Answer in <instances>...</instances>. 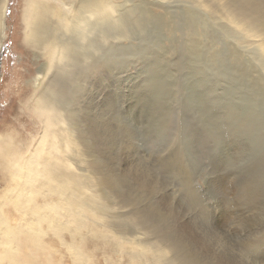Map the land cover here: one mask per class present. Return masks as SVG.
<instances>
[{"label":"rangeland","instance_id":"obj_1","mask_svg":"<svg viewBox=\"0 0 264 264\" xmlns=\"http://www.w3.org/2000/svg\"><path fill=\"white\" fill-rule=\"evenodd\" d=\"M207 1L128 4L138 14L110 22L112 51L95 53V92L72 119L95 131L94 159L105 182L94 189L111 205L109 222L130 232V214L139 213L165 239L186 243L194 264H264V49L257 42L264 32L237 28L223 6ZM219 1L264 24V0ZM20 11L21 0H8L0 125L13 119L29 140L39 125L14 116L43 60L18 44ZM112 196L127 209L113 206Z\"/></svg>","mask_w":264,"mask_h":264},{"label":"bare ground","instance_id":"obj_2","mask_svg":"<svg viewBox=\"0 0 264 264\" xmlns=\"http://www.w3.org/2000/svg\"><path fill=\"white\" fill-rule=\"evenodd\" d=\"M142 1L154 0H21L18 44L43 62L32 87L19 96L22 112L14 117L39 129L28 140L13 119L0 125V264H162L166 257L168 264H194L183 252L186 243L165 239L143 215L130 214V232L107 220L105 209L111 205L94 189V182H105L94 159L95 131L73 123L95 92L94 55L105 52L116 36L109 32L110 22L134 15L127 5ZM216 1L223 6L222 16L237 28L264 32V24L247 18L250 10L230 1L206 3ZM7 5L8 0H0V52ZM257 42L264 49V41ZM68 107L72 114L64 116ZM86 123L95 130L90 118ZM112 205L127 209L118 196H112Z\"/></svg>","mask_w":264,"mask_h":264}]
</instances>
